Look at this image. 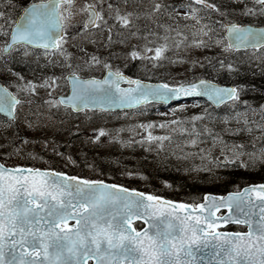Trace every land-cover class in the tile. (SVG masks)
Masks as SVG:
<instances>
[{
  "label": "snow or ice",
  "instance_id": "6c2138e0",
  "mask_svg": "<svg viewBox=\"0 0 264 264\" xmlns=\"http://www.w3.org/2000/svg\"><path fill=\"white\" fill-rule=\"evenodd\" d=\"M0 37V69L15 77L0 82V129L14 130L0 145L6 149L0 160V264H264V183L185 203L51 167L6 162L36 142L18 133L22 126H38L32 98L44 89L46 108L83 113L85 120L93 111L202 95L214 106L227 104L229 111L180 116L176 112L185 106L178 105L172 120L139 123L145 130L141 141L164 149L171 132L179 130L200 156L197 170L214 180L227 178L222 170L264 167V82L219 84L203 77L152 82L136 74L148 72L149 64L160 66L173 50L195 48L219 51L191 59L177 54L171 62L207 66L232 78L264 77V0H0ZM14 62L35 64L32 72L39 69L40 75L26 78ZM98 70L100 75L92 74ZM245 93L259 98L242 100ZM170 126L168 135L148 131ZM92 131L93 142L110 133L104 127ZM242 135L247 142L226 138ZM109 139L131 143L119 135ZM42 142L47 146V139ZM220 208L228 211L217 215ZM229 223L244 230H220Z\"/></svg>",
  "mask_w": 264,
  "mask_h": 264
},
{
  "label": "rangeland",
  "instance_id": "374dc122",
  "mask_svg": "<svg viewBox=\"0 0 264 264\" xmlns=\"http://www.w3.org/2000/svg\"><path fill=\"white\" fill-rule=\"evenodd\" d=\"M4 39L0 37V40ZM89 49H92L93 45H87ZM117 47H119L117 45ZM76 51V49H72ZM214 50L219 49H188V50H173L170 53V59L161 62V65L152 68L151 65H148L149 71L142 73L140 76L151 77L158 79H167L171 83H178L181 81H186L194 77V74L197 72L204 71L207 68H200L198 65L196 67H192L187 62L185 63H172L171 57L179 54L185 57L191 58H199L205 54L215 55ZM102 55H106V51L100 49ZM32 59L31 57L29 58ZM3 61L0 60V64ZM256 63L255 61L253 62ZM27 67H35V64H23ZM16 69V68H15ZM57 71H59L57 69ZM212 71V70H211ZM92 74L100 75L101 72L95 71ZM146 74V75H145ZM40 70L37 69L35 73L30 72L26 78H34V76H39ZM0 79L1 80H9L15 79V77L6 76L2 69H0ZM39 95L33 97V105L32 111H39V124L36 128L25 130L23 126L20 129L18 134L27 135L31 140L36 141L35 143H29L24 146V151L21 155L13 156L11 160L14 161L17 159L18 161H32L39 162L41 166H54L71 171V169H78L80 165L83 166V169L86 170V173L98 174L100 175V160L112 161L115 159L114 154L124 153L129 157V161L131 162L133 159L137 161L138 158L145 157V159L153 160L155 157V149L158 147L156 142L154 141H141V136L145 135V130L138 127V124L141 122L148 121H169L174 119L172 115V110L176 109L178 105H184L185 108L182 110H178L176 115H180L181 113H185L188 109L195 111L198 108L202 109L206 106V103L200 102L198 100H188L184 102H175L171 104L165 105L163 108L158 105H153L150 109H147V106L139 109L132 110H122V111H110L107 113H102L98 111H93L91 114V119L85 120V116L83 113H71L67 114L63 109H48L43 105V100L46 98L45 90L39 89ZM63 92L64 89L61 88L59 90ZM27 107V106H26ZM200 111V112H201ZM47 113V115H45ZM122 113H127V116ZM207 123V121H205ZM79 126V131L73 132V129ZM214 127L220 129L223 125L219 122H215L213 124ZM104 127L110 130L108 135L102 136L100 141L93 142L90 140V137L94 134L92 129ZM117 129H121L117 132ZM14 130H9L7 133H4L3 129H0V145L4 143V135L12 136ZM148 131H152L154 135H161L164 132H171V126L168 128H159L153 127L148 129ZM176 135H182V133L177 130L174 132ZM109 135L116 136L119 135L122 140L130 141V145H121L120 141L110 140ZM232 139H243L247 142L248 137L246 135H242L239 137H233ZM47 139L48 144L45 146L43 144V140ZM185 135L182 137L181 142L177 144L180 147L182 153L187 155V159H184L181 155H179V161L185 162L187 165L197 166L199 163H194L195 160H201L200 156L196 153V149L187 146L184 144ZM208 141L204 142V146H206ZM133 144H138L136 147H133ZM6 151L5 148L0 147V159L3 160V153ZM32 152L37 155V157H43L44 159H33L28 156V153ZM60 153H63L61 155ZM143 154H146L143 155ZM219 155V152L215 153ZM71 156L75 163H72L67 159L68 156ZM171 157V156H169ZM176 159L177 155H173ZM115 161V160H114ZM7 162V161H6ZM152 162V161H151ZM8 163V162H7ZM110 163V162H107ZM48 164V165H47ZM111 164V163H110ZM209 164V162H208ZM210 166V165H209ZM111 168H107V170H112L114 174H118L123 176V179H128L131 177L132 180H137V175L129 176L128 173L131 171L130 169L124 168L122 165L115 164L110 165ZM202 170H193L186 171L184 174L188 177L189 181L194 179H198L200 182H203L206 179H202L203 176ZM125 184V183H124ZM159 186H164V184L159 183ZM171 192H174L172 189H168Z\"/></svg>",
  "mask_w": 264,
  "mask_h": 264
},
{
  "label": "trees",
  "instance_id": "16d2710c",
  "mask_svg": "<svg viewBox=\"0 0 264 264\" xmlns=\"http://www.w3.org/2000/svg\"><path fill=\"white\" fill-rule=\"evenodd\" d=\"M26 2V0H25ZM178 2V1H177ZM165 19H167L165 17ZM244 19L245 22H249L247 18H240ZM215 54L219 50H214ZM211 54V53H210ZM212 55V54H211ZM136 64V68H139V62H134ZM247 67V66H246ZM207 68V66L205 67ZM125 71L128 74H133L134 69H126ZM252 71H257L256 68H252ZM142 73V70L139 71L138 75ZM204 74L208 77H211L217 81L225 82V83H246L252 82L256 83L258 86L261 82H264V77L257 75L253 78L249 74H243L239 77H229L228 74H217L211 71V69H206L201 71L200 73L197 72L194 75ZM146 75V74H145ZM147 78L156 79L153 76H149ZM259 98V94H252V93H245L242 95L241 99H248V100H256ZM208 109L211 112H214L217 116H222L225 112L229 111V108L226 105L221 107H214L208 103L202 109ZM201 108L192 111L188 109L185 113H181L180 116H191L192 114L199 113ZM169 132H164L161 135H168ZM182 135H176L174 132H171V139L164 142L165 146L164 149H160L157 147L155 149V157L153 160L145 159V157L138 158L136 160L129 161V157L126 156L124 153L120 152L114 154L115 161H106L100 160V175L98 174H91L88 173L90 177H102L118 182H124L129 185H133L134 187L142 188L148 191H152L155 193L163 194L169 197L181 198L186 201H196L201 198L202 193L206 190L215 191L224 193L228 190L234 189L236 187L242 186L247 182L250 181H258L264 180V167H258L253 169H244V168H231L227 171H221V175L227 177L226 179H219L214 180L209 178L208 173H204L202 179H206L203 182H200L198 179H194L189 181L188 177L184 174L186 171L184 169H191V171L196 170L197 166L192 165L189 166L185 162L179 161V155L182 153L180 147L177 146L181 142ZM229 140H232L231 136L226 137ZM138 144H133V147H136ZM177 155L175 159L173 155ZM146 156V154H143ZM171 156V157H169ZM152 161V162H151ZM110 162V163H107ZM202 163L201 160H195L194 163ZM204 164H208V161H203ZM119 164L122 165L126 169H130L131 173L137 175V180H132L131 177L128 179H123L124 177L118 174H114L112 170H107V168H111L110 165ZM56 166V165H54ZM203 169H199V171ZM82 175H87L86 170L83 169V166L80 165L77 169ZM142 174V175H140ZM146 177V178H145ZM169 181V185L164 184V181ZM164 184V186H159L158 184ZM168 189H172L174 192L169 191Z\"/></svg>",
  "mask_w": 264,
  "mask_h": 264
},
{
  "label": "water",
  "instance_id": "95a60500",
  "mask_svg": "<svg viewBox=\"0 0 264 264\" xmlns=\"http://www.w3.org/2000/svg\"><path fill=\"white\" fill-rule=\"evenodd\" d=\"M192 95H194V96L204 97V96H202V95H198V94H195V93L192 94ZM179 97H181V96H179ZM172 98H178V97H175V96H174V97H172ZM172 98H170L169 100H171ZM205 98H206V97H205ZM206 99H207V98H206ZM169 100H168V101H169ZM125 108H128V107H125ZM116 109H122V108H116ZM70 175H71V174H70ZM108 183H110V182H108ZM117 184H118V183H117ZM260 184H262V183L250 184V185H260ZM125 187H127V186H125ZM243 188H244V187H243ZM243 188H242V189H243ZM242 189H241V190H242ZM241 190H240V191H241ZM257 190H260V189L257 188ZM139 191H141V190H139ZM230 192H235V191H230ZM230 192H228V193H230ZM228 193H226L225 195H224V194L210 193V192L205 193V194L215 195L216 197L219 198V197H222V196H223V197H227V194H228ZM204 197H205V195H204ZM170 200H171V199H170ZM203 200H204V199H203ZM203 200H202V201H203ZM199 202H201V201H199ZM185 203H187V202H185ZM197 203H198V202H197ZM221 209H224V208H220L219 210H221ZM225 209H226V208H225ZM227 211H228V210H227ZM227 211H226V212H227ZM226 212H225V213H226ZM217 213H218V212H217Z\"/></svg>",
  "mask_w": 264,
  "mask_h": 264
}]
</instances>
